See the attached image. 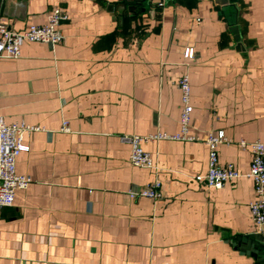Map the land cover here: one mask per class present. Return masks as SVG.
<instances>
[{
    "label": "crops",
    "instance_id": "crops-1",
    "mask_svg": "<svg viewBox=\"0 0 264 264\" xmlns=\"http://www.w3.org/2000/svg\"><path fill=\"white\" fill-rule=\"evenodd\" d=\"M131 1L0 6L15 32L46 24L55 8L68 14L62 43H26L20 58L0 59V116L39 128L17 160L33 183L0 210V264H253L241 241L259 234L251 179L198 182L208 171L203 141L148 142L157 170L137 168L122 138L178 133L177 83L188 74L192 133L224 132L234 143L219 147L220 164L247 174L252 155L238 142L264 141V0H240L238 13L213 0L136 13ZM157 178L161 201L129 197Z\"/></svg>",
    "mask_w": 264,
    "mask_h": 264
},
{
    "label": "built area",
    "instance_id": "built-area-1",
    "mask_svg": "<svg viewBox=\"0 0 264 264\" xmlns=\"http://www.w3.org/2000/svg\"><path fill=\"white\" fill-rule=\"evenodd\" d=\"M0 0V6L3 2ZM165 6L162 0L158 7ZM68 20V14L61 8H55L48 16L46 24H31L24 32L13 31L3 20L0 11V59H18L21 49L26 43H43L56 46L65 40L60 30L62 22ZM186 59L194 58V49L189 48L185 53ZM178 87L182 93V109L180 114V130L176 134L157 132L147 136H125L122 139L131 146L129 162L132 166L143 169H156L151 154L144 149L148 142L175 141L196 142L203 141L209 149L208 171L204 176H197L196 180L208 188L222 189L226 183L241 177L252 180L255 199L250 203L251 217L259 234H264V141L248 142L244 139L238 142L243 150L249 149L252 155L250 170L242 174L234 164H220L218 149L221 145H232L234 142L224 132H209L204 137L192 133L193 105L191 102L190 76L183 75L178 80ZM39 128L25 123L8 124L0 116V210L11 208L15 203L16 193L26 190L33 183L29 175L17 171L19 156L30 150L26 136L38 131ZM62 132L71 131L69 123L63 122ZM133 200L140 198L150 199L155 202L164 198L163 184L157 178L145 186L129 191Z\"/></svg>",
    "mask_w": 264,
    "mask_h": 264
},
{
    "label": "water",
    "instance_id": "water-1",
    "mask_svg": "<svg viewBox=\"0 0 264 264\" xmlns=\"http://www.w3.org/2000/svg\"><path fill=\"white\" fill-rule=\"evenodd\" d=\"M194 2H200L203 0H190ZM217 5L222 8H229V10H233L235 13H238L237 5L240 0H213ZM122 8L125 9L126 6L122 5ZM231 33L235 35V39H240L239 28L237 26H233L230 29ZM243 241L248 250V256L253 259V264H264V236L259 234H253L248 236L247 238H243Z\"/></svg>",
    "mask_w": 264,
    "mask_h": 264
},
{
    "label": "trees",
    "instance_id": "trees-1",
    "mask_svg": "<svg viewBox=\"0 0 264 264\" xmlns=\"http://www.w3.org/2000/svg\"><path fill=\"white\" fill-rule=\"evenodd\" d=\"M160 0H154L153 2L151 0H132L129 4L133 6V8H137L136 13L140 12V10H146L145 4L147 3L149 6L158 7V4L160 3ZM230 15V14H229ZM228 15L226 13H223V17H227Z\"/></svg>",
    "mask_w": 264,
    "mask_h": 264
},
{
    "label": "rangeland",
    "instance_id": "rangeland-1",
    "mask_svg": "<svg viewBox=\"0 0 264 264\" xmlns=\"http://www.w3.org/2000/svg\"><path fill=\"white\" fill-rule=\"evenodd\" d=\"M165 2H166V4H168L169 3V0H165ZM225 13L228 15V18H229V16H230L229 15V10L226 9ZM229 21H230V23H232L233 22V19L230 18ZM190 84H191V82H190Z\"/></svg>",
    "mask_w": 264,
    "mask_h": 264
}]
</instances>
